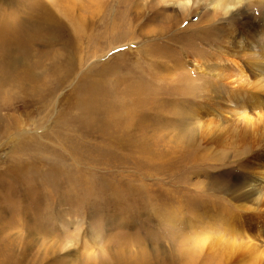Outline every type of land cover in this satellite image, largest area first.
Instances as JSON below:
<instances>
[{"label":"rangeland","instance_id":"rangeland-1","mask_svg":"<svg viewBox=\"0 0 264 264\" xmlns=\"http://www.w3.org/2000/svg\"><path fill=\"white\" fill-rule=\"evenodd\" d=\"M263 81L264 0H0V264H264Z\"/></svg>","mask_w":264,"mask_h":264},{"label":"bare ground","instance_id":"bare-ground-1","mask_svg":"<svg viewBox=\"0 0 264 264\" xmlns=\"http://www.w3.org/2000/svg\"><path fill=\"white\" fill-rule=\"evenodd\" d=\"M243 1H245V0H168V2L169 3H173V4H176V6L178 7V8H180L182 11L185 9H187V7H188V5L189 4H198L199 2H206L207 3V5L208 6H210L211 8H213V9H220V10H222V12L226 15V16H231V15H236L237 13H238V10H239V6H241V4H242V2ZM37 6V5H36ZM194 6H196V5H194ZM191 10V9H190ZM28 11V10H27ZM31 13H33V12H31ZM235 13V14H234ZM40 14H41V16H42V18H41V20H43L44 21V25L46 26V27H49V28H54V27H51V26H53L54 24H53V21H51V16L49 15V13L48 12H46V11H40ZM34 16V15H33ZM22 17V16H21ZM25 18V17H24ZM37 18V17H36ZM26 19V18H25ZM31 19H33V17L31 18ZM38 19V18H37ZM9 20V19H8ZM19 20V19H18ZM21 20V19H20ZM22 21V20H21ZM6 22H9V21H6ZM18 22V21H17ZM19 23V22H18ZM17 23V24H18ZM21 23V22H20ZM27 23V22H26ZM38 23H40V22H38ZM16 24V25H17ZM4 25H6L5 23H4ZM20 25V24H19ZM51 25V26H50ZM10 24L9 25H6V26H4L3 27V29L5 28V27H7L8 28V30L10 31ZM18 26V25H17ZM24 26V25H23ZM45 26H40V27H45ZM12 27H13V23H12ZM19 27V26H18ZM20 28H22V27H20ZM25 28V27H24ZM19 29V28H18ZM28 29V28H27ZM30 29H31V27H30ZM47 29V28H46ZM57 28H55V30H56ZM6 30V29H5ZM29 30V29H28ZM55 30L53 29V31H54V33H55ZM4 31V30H3ZM7 31V30H6ZM16 31H18V33H19V30H17L16 29ZM47 31V30H46ZM13 32H15V31H13ZM20 32H21V29H20ZM50 32V31H49ZM26 33V32H25ZM53 33V34H54ZM10 34V33H9ZM21 34V33H20ZM19 34V35H20ZM5 35V34H4ZM227 36H225V38L227 39V38H229L230 39V41H227L226 42V47H225V49L226 50H228V51H230V54H227L225 57H223V58H218V62H221L222 64H225L224 66H222V67H219L220 68V70H222L223 71V73H224V71H227V73L229 74V72L228 71H230V68L226 65V62H228V61H231V62H228V64H232V65H235L236 67H238V68H240L239 66H237V64H238V61L237 62H235V60H231V58H234V59H239V60H241V59H243L244 61H247V60H250V63L249 62H247V65L249 66V67H253V66H258L259 64H261V61L259 60V59H257L256 58V55L258 54V53H255V52H251V50H252V47H250L249 46V43H247V42H245V41H241V37H240V35H239V37H232L231 35H229V34H226ZM26 36V35H25ZM224 38V39H225ZM16 45V44H15ZM11 48V47H10ZM245 51H249V52H251L250 54H247L246 56H244V52ZM163 53H165V52H163ZM165 54H167L168 56L167 57H172V54H171V52H169V53H165ZM164 54V55H165ZM229 57H231V58H229ZM245 57V58H244ZM247 59V60H246ZM225 60V61H224ZM251 61H252V63H251ZM225 62V63H224ZM221 71V72H222ZM234 71H235V69L233 70V72L232 73H234ZM237 72V71H236ZM235 72V73H236ZM234 73V75L236 76V78H234L235 79V82H236V80H239L241 77H242V73H238V75L237 74H235ZM233 74H232V76H234ZM228 76H229V78L230 77H232L231 75H224V76H221V78H222V80H224L225 78V80H227V78H228ZM262 77H263V75H261ZM156 78V77H155ZM229 78H228V80H229ZM233 78V77H232ZM246 78V77H245ZM158 79V78H157ZM152 80V79H151ZM159 80V79H158ZM225 80H224V82H225ZM233 80V79H232ZM246 80H247V78H246ZM162 81V80H161ZM235 82H233V83H235ZM260 82H262V81H260ZM264 82V81H263ZM223 83V82H222ZM226 83V82H225ZM239 83V82H238ZM158 84H160L159 83V81H158ZM224 84V83H223ZM264 84V83H263ZM161 85V84H160ZM159 85V86H160ZM247 85H248V83H247ZM250 86V85H249ZM264 86V85H263ZM138 87V86H137ZM135 88V87H133V86H128V87H126V89L124 90V91H122L121 92V94H119V96H120V98L122 99V100H124L123 98H122V96H126L127 94H128V92L130 93V96H132L133 95V97H134V100L133 101H131V102H128V101H126V100H124V103H127V106L128 107H139V104L137 103V101L135 100V96L136 95H138L139 93H140V88H141V86H140V88ZM143 87V86H142ZM161 87H164V86H161ZM160 87V88H161ZM227 87H228V85H227ZM252 87V86H251ZM96 88H98V87H96ZM263 88V87H262ZM85 89V88H84ZM100 89V88H99ZM165 89V88H164ZM178 89H180V87L179 88H177V90ZM255 89V88H254ZM92 90V89H91ZM188 90V89H187ZM233 90V89H232ZM232 90L230 91V93H229V95H227V94H225V98H226V101L228 102V104H230L231 103V105L234 107L235 105H234V103H233V101H232V96H233V98H234V91L235 90H233V92H232ZM253 90V89H252ZM256 90V89H255ZM262 90V89H261ZM99 91V90H98ZM103 91V90H102ZM101 91V92H102ZM82 93V92H81ZM81 93H80V95H81ZM178 93V92H177ZM180 93V92H179ZM92 94V93H91ZM113 94V93H112ZM77 95H78V93H77ZM95 95H96V93H95ZM101 95H102V93H101ZM260 95V94H259ZM79 96V95H78ZM102 96H104V94L102 95ZM110 96V95H109ZM83 97H85V96H83ZM87 97H89V96H87ZM97 97H99V96H97ZM127 97V96H126ZM125 97V98H126ZM82 98V97H81ZM90 98V97H89ZM88 98V99H89ZM100 98H101V96H100ZM83 99V98H82ZM85 99H86V97H85ZM92 99V98H91ZM90 99V100H91ZM96 99V98H95ZM94 99V100H95ZM218 99V98H217ZM223 100H225L224 98H222ZM77 100V99H76ZM87 100V99H86ZM102 100V99H101ZM120 100V99H119ZM118 100V101H119ZM130 100V99H129ZM149 100V99H148ZM222 100V101H223ZM97 101V100H96ZM99 101V100H98ZM121 101V100H120ZM136 101V102H135ZM79 102V101H78ZM110 102V101H109ZM225 102V101H224ZM85 103V102H84ZM88 103V102H87ZM95 103V102H94ZM94 103H92V104H94ZM100 102H98V104H99ZM104 103V102H103ZM106 103H107V101H106ZM113 103V102H112ZM162 103H164V102H162ZM233 103V104H232ZM77 104V103H76ZM75 104V105H76ZM79 104V103H78ZM91 104V103H90ZM90 104L88 105V107L90 106ZM92 104H91V106H92ZM81 105V104H80ZM86 105V104H85ZM107 105V104H106ZM106 105H104L105 107H106ZM111 105V104H110ZM87 106V105H86ZM101 106V105H100ZM103 106V107H104ZM112 106V105H111ZM240 106V105H239ZM93 107V106H92ZM109 107V106H108ZM108 107H107V109H108ZM116 107V106H115ZM140 107H143V106H140ZM119 108V107H118ZM96 109V108H95ZM103 109V108H102ZM130 109V108H129ZM87 110V109H86ZM91 110H92V108H91ZM105 110V109H104ZM205 110V109H204ZM94 111V110H93ZM97 111V110H96ZM100 111V110H99ZM108 111V110H107ZM112 111V110H111ZM131 111H132V109H131ZM130 111V112H131ZM100 112H102V110L100 111ZM115 112V111H114ZM121 112V111H120ZM123 112H124V110H123ZM134 112V111H133ZM84 113V112H83ZM92 113V112H91ZM107 113H110V112H107ZM113 113V112H112ZM129 113V112H128ZM231 113H232V111H231ZM94 114V113H93ZM97 114V113H96ZM104 114H106V113H103V115ZM111 114V113H110ZM99 115H101V114H99ZM102 115V116H103ZM116 115V114H115ZM118 115V114H117ZM236 115V114H235ZM88 116V115H87ZM101 116V117H102ZM106 116V115H105ZM114 116V115H113ZM90 117H92V115L90 116ZM116 117H118V116H116ZM115 117V118H116ZM84 118V117H83ZM110 117H108V119H109ZM133 118H135V114L133 113V114H130L129 113V115H128V117H127V119H124V117H121V119H117L118 121H120V122H114L113 124H115V125H118V128L120 129V130H122V131H124V132H126V134L127 133H129V130H131V127H130V125L133 123H131V121L133 120ZM81 119V118H80ZM85 119V118H84ZM93 119V118H92ZM95 119V118H94ZM103 119V118H102ZM105 119L107 120V118L105 117ZM112 119H113V117H112ZM83 120V119H82ZM89 121L91 120V119H88ZM98 120H99V118H98ZM106 120H103V121H106ZM96 121V120H95ZM91 122V121H90ZM84 123H86V122H84ZM96 123V122H95ZM98 123V122H97ZM77 124H79L78 122H77ZM92 124H94V122L92 123ZM104 124H105V122H104ZM80 125V124H79ZM78 125V126H79ZM87 125V124H86ZM77 126V127H78ZM76 127V126H75ZM87 127H88V125H87ZM79 128H81V127H79ZM85 128V127H84ZM117 128V129H118ZM96 129V128H95ZM78 130V129H77ZM81 130V129H80ZM87 130V129H86ZM94 130V129H93ZM76 131V130H75ZM88 131H90V130H87V131H85V132H88ZM95 131V130H94ZM123 132V133H124ZM96 133V132H95ZM122 133V132H121ZM120 133V134H121ZM88 135V134H87ZM86 135V136H87ZM120 138V137H119ZM123 138H126V137H123ZM121 141V140H120ZM123 142V141H122ZM119 145V144H118ZM83 146V145H82ZM121 150V149H120ZM123 151V150H122ZM72 153V152H71ZM78 154V153H77ZM54 165V164H53ZM58 166V165H57ZM53 168L55 169V167L53 166ZM29 169V168H28ZM53 172V171H52ZM262 177V176H261ZM26 178V177H25ZM3 181V180H2ZM36 186V185H35ZM250 186V185H249ZM28 188H35L37 191H39L38 190V188H36V187H34V186H30V187H28ZM244 188V187H243ZM40 192V191H39ZM237 192V191H236ZM239 193V192H238ZM248 193V192H247ZM232 194V193H231ZM234 194V193H233ZM244 194V193H243ZM241 196V195H240ZM39 197V196H38ZM232 197V196H231ZM235 197V196H234ZM233 197V198H234ZM239 197V196H238ZM237 197V198H238ZM43 198V197H42ZM240 198V197H239ZM245 198V197H244ZM242 199V198H241ZM237 200V199H236ZM253 200V199H252ZM236 202V201H235ZM44 205V204H43ZM47 205V204H46ZM49 205V204H48ZM48 207V206H47ZM50 207V206H49ZM46 208V207H45ZM0 210H2V209H0ZM50 210V209H49ZM40 216V215H39ZM53 219V218H52ZM53 221V220H52ZM39 225V224H38ZM237 246V245H236Z\"/></svg>","mask_w":264,"mask_h":264}]
</instances>
